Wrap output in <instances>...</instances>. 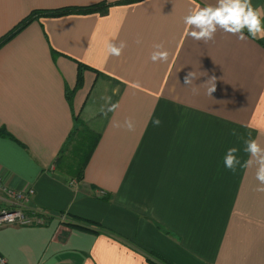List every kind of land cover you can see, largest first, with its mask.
Here are the masks:
<instances>
[{"label":"crops","instance_id":"1","mask_svg":"<svg viewBox=\"0 0 264 264\" xmlns=\"http://www.w3.org/2000/svg\"><path fill=\"white\" fill-rule=\"evenodd\" d=\"M100 3L40 17L0 47V181L34 190L28 209L49 217L0 227V254L9 264H163L151 252L172 264H264L255 168L223 164L231 147L249 158V134L264 147V39L187 36L189 8L216 0H0V38L34 10ZM109 41L126 42L120 57ZM156 43L167 63L151 62ZM76 115L99 135L79 182L55 166ZM126 118L132 131L113 126ZM78 219L90 229L70 225Z\"/></svg>","mask_w":264,"mask_h":264},{"label":"clouds","instance_id":"2","mask_svg":"<svg viewBox=\"0 0 264 264\" xmlns=\"http://www.w3.org/2000/svg\"><path fill=\"white\" fill-rule=\"evenodd\" d=\"M262 15H264V10L253 6L251 0H216L214 5L207 4L203 7L189 8L187 14L182 18V23L185 26L187 36L204 43L214 40L218 30L237 36L241 41H245L248 38L244 35L246 30L248 36L258 40L264 39ZM136 43L140 44L141 40L137 39ZM126 46L125 41H120L119 43L109 41L106 46L107 55L120 57ZM153 49L150 55L151 62L163 64L169 61V51L164 48L163 43L154 44ZM193 78L194 73H188L185 77L186 84H191ZM214 91L215 85L208 89V94L211 95ZM117 107L118 105L114 104L108 110L115 111ZM153 123L159 125L160 121L157 119ZM113 126L125 127L129 131L134 129V123L131 118H126L123 124L114 122ZM232 135H237L235 130H232ZM243 150L248 154L249 158L241 163V160L236 155L239 149L237 147L228 148L223 157L224 167L233 173L237 170V166L242 168L254 167L255 179L258 181V185L254 190L264 193V147H261L258 141L252 139L249 134V137L244 139Z\"/></svg>","mask_w":264,"mask_h":264},{"label":"trees","instance_id":"3","mask_svg":"<svg viewBox=\"0 0 264 264\" xmlns=\"http://www.w3.org/2000/svg\"><path fill=\"white\" fill-rule=\"evenodd\" d=\"M106 6L105 3L96 4L93 6H85V7H64L57 8L54 10H34L31 12L25 19H23L18 25H16L8 34L4 35L0 38V47L15 37L20 31L26 28L29 24H31L34 20L40 17H62L70 14H88L92 11H100L102 8ZM80 72L78 76L77 86L75 90H66V98L70 106L73 104V96L78 89L81 88L83 83V72L88 68L85 65H79ZM75 119V127L74 130L68 137V141L58 159L55 162V166L57 169L64 171L71 178L76 180L77 182L82 181L85 173V169L87 163L96 147V144L99 141V135L91 130L82 120H80L79 116L76 115ZM0 134L7 135L5 129L0 130ZM72 143H74L72 145ZM71 146L72 151L69 156H66V153ZM76 220V219H75ZM77 221H81L80 224H70L72 227L78 229L89 230L87 224L81 219ZM83 223V224H82ZM152 256L158 258L163 264H172L167 259L159 256L158 254L151 252ZM157 259V260H158ZM158 264V263H157Z\"/></svg>","mask_w":264,"mask_h":264},{"label":"built area","instance_id":"4","mask_svg":"<svg viewBox=\"0 0 264 264\" xmlns=\"http://www.w3.org/2000/svg\"><path fill=\"white\" fill-rule=\"evenodd\" d=\"M33 195L34 190L18 192L0 181V227L46 225L48 216L28 209ZM0 264H9L1 254Z\"/></svg>","mask_w":264,"mask_h":264},{"label":"rangeland","instance_id":"5","mask_svg":"<svg viewBox=\"0 0 264 264\" xmlns=\"http://www.w3.org/2000/svg\"><path fill=\"white\" fill-rule=\"evenodd\" d=\"M74 143H72V145H73ZM71 151H72V148H71V146L69 147V149H68V151H67V153H66V156H69V154L71 153Z\"/></svg>","mask_w":264,"mask_h":264}]
</instances>
